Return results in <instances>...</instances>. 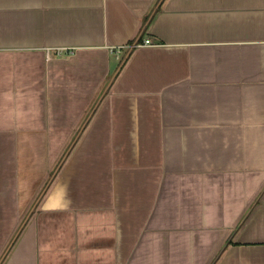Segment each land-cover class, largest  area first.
<instances>
[{
  "label": "crops",
  "instance_id": "obj_1",
  "mask_svg": "<svg viewBox=\"0 0 264 264\" xmlns=\"http://www.w3.org/2000/svg\"><path fill=\"white\" fill-rule=\"evenodd\" d=\"M0 264H264V0H0Z\"/></svg>",
  "mask_w": 264,
  "mask_h": 264
},
{
  "label": "built area",
  "instance_id": "obj_2",
  "mask_svg": "<svg viewBox=\"0 0 264 264\" xmlns=\"http://www.w3.org/2000/svg\"><path fill=\"white\" fill-rule=\"evenodd\" d=\"M145 42H146V44H148V45L151 44V42H150L149 40H146Z\"/></svg>",
  "mask_w": 264,
  "mask_h": 264
}]
</instances>
